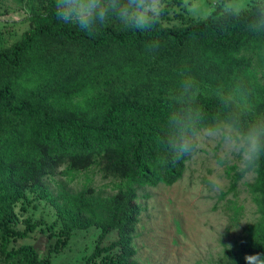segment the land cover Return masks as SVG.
Wrapping results in <instances>:
<instances>
[{"label": "trees", "instance_id": "trees-1", "mask_svg": "<svg viewBox=\"0 0 264 264\" xmlns=\"http://www.w3.org/2000/svg\"><path fill=\"white\" fill-rule=\"evenodd\" d=\"M228 1L205 19L180 26L158 21L141 32L112 20L89 35L57 19L51 0L44 12L29 17L30 29L18 42L0 49V264H49L31 244L14 245L27 237L16 229L14 208L27 189L42 187L58 169L93 166L103 179L129 186L108 198L69 196L59 213L61 238L49 244L48 253L62 250L74 223L86 220L101 232L85 264H137L131 247L139 222L133 186L174 184L197 153L194 147L176 156L168 144V116L179 101L199 110L204 127L223 115L225 89L232 94L239 86L249 108L232 98L231 109L245 118L264 115V86L243 81L250 60L236 57L246 48L264 51V31L250 29L253 9L236 15L224 6ZM187 76L193 84L182 94ZM250 191L260 223L249 238L225 249L218 264H243L245 253L264 251V162ZM113 230L118 239L100 247ZM116 248L117 254H108Z\"/></svg>", "mask_w": 264, "mask_h": 264}, {"label": "rangeland", "instance_id": "rangeland-1", "mask_svg": "<svg viewBox=\"0 0 264 264\" xmlns=\"http://www.w3.org/2000/svg\"><path fill=\"white\" fill-rule=\"evenodd\" d=\"M50 1L0 0V49L18 42L30 29L29 17L44 12ZM221 1L183 0L179 5L170 0L161 2L159 21L166 27H175L191 18L205 19L222 5ZM224 6L235 10L243 4L230 0ZM242 56L250 60L243 81L264 86V51L246 48L236 55ZM234 89L231 97L240 106L249 108V98L238 91L239 86ZM224 94H229L227 89ZM220 151V143L205 139L203 146H198L197 153L185 163L182 177L174 184L133 186L139 222L131 247L137 264H218L228 245L233 248L253 234L260 223L257 202L250 191L255 177L248 181L237 180L239 172L235 161H231L222 171L223 190L215 193L208 187V177L218 171ZM128 186L126 181L103 179L96 166L81 172L58 169L44 180L42 187L27 189L16 204V229L27 232V237L18 239L14 245L31 244L39 259L49 264H85L101 232V228L86 220L74 223L70 239L62 250L48 253L49 244L61 238L63 223L59 213L64 211L63 204L69 201V196L80 193L90 198H108ZM117 239V230L110 231L100 247ZM118 252L116 248L108 254Z\"/></svg>", "mask_w": 264, "mask_h": 264}, {"label": "clouds", "instance_id": "clouds-1", "mask_svg": "<svg viewBox=\"0 0 264 264\" xmlns=\"http://www.w3.org/2000/svg\"><path fill=\"white\" fill-rule=\"evenodd\" d=\"M243 7L234 10L236 15L253 9L249 27L255 32L264 31V0H238ZM161 0H55L57 19L72 24L93 35L98 26L115 20L126 28L148 31L158 23L162 12ZM158 47V43L154 42ZM194 78L187 76L182 94L191 89ZM231 95L222 94L223 115L201 127L202 116L198 109L182 99L181 106L168 116L170 134L168 144L176 156L190 153L194 147L203 146L205 139L218 142L221 151L216 164L217 172L208 177V187L215 193L223 190V168L235 161L243 181L254 178L264 162V115L245 118L243 111L230 107ZM207 194V191H205ZM231 248V245H228ZM243 264H264V251L245 253Z\"/></svg>", "mask_w": 264, "mask_h": 264}]
</instances>
